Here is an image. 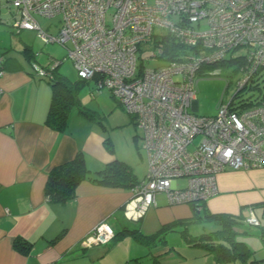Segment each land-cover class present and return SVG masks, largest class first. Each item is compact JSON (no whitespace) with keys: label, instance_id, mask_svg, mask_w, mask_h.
<instances>
[{"label":"built area","instance_id":"1","mask_svg":"<svg viewBox=\"0 0 264 264\" xmlns=\"http://www.w3.org/2000/svg\"><path fill=\"white\" fill-rule=\"evenodd\" d=\"M11 1L20 13L16 31L35 30L45 42H71L67 56L77 75L94 79V91L109 89L142 129L147 168L130 187L123 208L127 219L142 218L156 205L157 194L169 204L199 205L217 193V173L264 167V94L244 105H233L231 98L215 115L193 110L197 73L223 61L228 51L248 47L238 90L264 67V0ZM34 13L59 17L56 33L42 28ZM157 27L173 37L177 54L166 65L138 69L140 44L150 41ZM61 63L53 58L47 68L33 66L51 78ZM244 221L260 226L264 218L249 207ZM113 236V228L100 222L80 246L104 244Z\"/></svg>","mask_w":264,"mask_h":264},{"label":"crops","instance_id":"2","mask_svg":"<svg viewBox=\"0 0 264 264\" xmlns=\"http://www.w3.org/2000/svg\"><path fill=\"white\" fill-rule=\"evenodd\" d=\"M5 19L0 2V22ZM0 56L4 66L0 76V264H129L143 257L153 261L175 258L165 244L147 246V252L140 253L142 248L131 242L127 253L110 256L128 238L138 242L128 233H120L108 243L80 246L100 222L108 223L115 233L127 228L126 221L131 220L124 216L123 208L131 195L130 187L106 186L86 178L78 183L73 198L48 201V173L78 151L84 153L91 175L104 164L120 160L121 154L108 144L93 116L74 115L64 131L46 124L52 98L50 78L35 70L33 64H39L27 46L0 47ZM49 63L39 66L47 68ZM131 122L135 121L130 114L124 124L130 126ZM145 159L147 168L146 151ZM143 177L136 176L137 180ZM216 184L217 193L205 202L208 213L242 218L251 207L264 215V167L226 168L217 173ZM156 202L142 218L131 221L140 224L143 233H154L165 224L195 220L189 203L169 204L161 193ZM213 222V230L221 227ZM246 226L243 223L234 230L246 233ZM259 231L261 235V228ZM16 238L30 242L27 253L14 247Z\"/></svg>","mask_w":264,"mask_h":264},{"label":"rangeland","instance_id":"3","mask_svg":"<svg viewBox=\"0 0 264 264\" xmlns=\"http://www.w3.org/2000/svg\"><path fill=\"white\" fill-rule=\"evenodd\" d=\"M0 2L2 3L3 17L6 18L0 22V47L27 46L39 65H45L48 61H51L49 59L53 58L61 60L62 63L58 66L57 71L70 82L78 85L79 102L72 105L69 111V121L74 115H83L80 113V109L91 113L94 118L93 121L99 123L102 130H104L108 144L110 146L113 144L114 149L121 154L120 160L133 168L137 177H143L146 172V159L141 141L142 129L135 122H131L130 126L124 124V120L129 118L130 113L126 111L109 89L103 87L99 91H94V79L89 81L78 79L73 63L67 56L68 48L72 46L71 42L66 45L58 42H45L35 30L22 29L17 32L12 25L15 15L16 17L20 16L17 7L10 0H0ZM8 3L9 5H7ZM34 17L40 26L48 32L56 33L57 28L60 26L59 17L48 18L39 13H34ZM201 27H204V24H201ZM165 33L166 31L163 28H154L151 40L140 44L138 69L141 64L153 68L169 63V59L160 56L162 54V43L158 45L155 42V38ZM153 53L155 55H152ZM247 54V46L236 47L227 52L225 60L210 67H203L197 73L195 92L197 109L194 110L195 113L215 115L219 105L227 103L231 98H234L233 105H238L240 101H255L264 94V67H262L238 92V96L234 97L239 88V80L243 77V72L240 70L242 59ZM213 69H218L217 73L214 75L208 74ZM256 212L260 216L258 210ZM126 222L130 228L138 229L140 227L138 223ZM215 227L212 220L204 218L189 222L186 226H176L173 230H167L162 235V239L165 240L162 244L171 248L175 258L169 257L165 261H153L152 258L143 257L140 262H129V264H247L251 259L264 258V237L260 235V227L249 224L245 228L248 232L235 235L236 240L244 241L252 251L245 263L239 257L228 261H216L214 259L215 253H207V249L203 246L192 244L198 235L208 233ZM127 240L125 243H119L120 245L116 248L115 253H111L110 256L116 255L117 252L127 253L125 251L127 246H130V242L133 246L142 248L140 253L147 252L148 247L145 244L134 243L131 238Z\"/></svg>","mask_w":264,"mask_h":264},{"label":"trees","instance_id":"4","mask_svg":"<svg viewBox=\"0 0 264 264\" xmlns=\"http://www.w3.org/2000/svg\"><path fill=\"white\" fill-rule=\"evenodd\" d=\"M155 42L158 45L162 43V54L160 56L170 60L177 54L175 41L168 33L155 38ZM140 66H142V64ZM57 68L58 66L53 69V75L49 81L52 87V98L46 116V124L56 130L64 131L68 127L69 111L72 105L78 104L79 102L78 85L70 82L64 75L60 74L57 71ZM78 79L80 81H89L79 76ZM251 79L252 77L250 80ZM241 89L237 90L234 97L238 96V92ZM255 101L251 100L249 102ZM240 104L244 105L247 104V102L240 101ZM79 111L84 115L92 116L91 113L83 109H80ZM108 148L110 147L108 146ZM86 178H90L106 186L120 188L131 187L138 181L132 168L119 159H114L104 164L101 169L95 171V173L91 175L90 169L85 161L84 153L78 151L72 159L57 164L50 169L45 183L46 198L48 201L61 202L73 198L76 195V187L78 183ZM189 204L192 205L195 220L204 218L221 224V227L217 230L198 235L192 244L203 246L207 249V253H215L214 259L216 261H228L239 257L245 263L250 257L252 251L248 248L245 242L235 239L237 232L234 229L240 224H247L244 221L246 215L241 218L239 216H231L228 214H212L206 211L205 202H201L199 205L194 203ZM197 206H201L202 208H197ZM258 217L262 219L264 218V215ZM188 223L189 221L183 224L177 222L165 224L151 234L143 233L139 228L136 229L127 226V228L119 233L114 232V236L111 240L118 237V234L120 233H128L136 241L145 244L148 247L160 245L165 241L162 239V235L167 230H173L176 226L180 225L186 226ZM257 227L261 228V235L264 236V221H262V224ZM14 247L20 252L27 253L30 249V242L22 238H16L14 240ZM247 264H264V258L251 259Z\"/></svg>","mask_w":264,"mask_h":264},{"label":"water","instance_id":"5","mask_svg":"<svg viewBox=\"0 0 264 264\" xmlns=\"http://www.w3.org/2000/svg\"><path fill=\"white\" fill-rule=\"evenodd\" d=\"M196 109H197V107H194V108H193V110H196Z\"/></svg>","mask_w":264,"mask_h":264}]
</instances>
